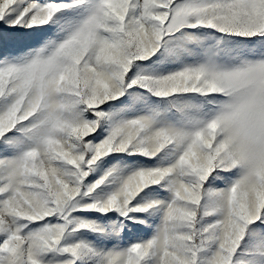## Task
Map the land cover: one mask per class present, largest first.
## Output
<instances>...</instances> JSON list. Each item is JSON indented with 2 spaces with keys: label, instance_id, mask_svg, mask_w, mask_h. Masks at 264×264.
<instances>
[{
  "label": "snow or ice",
  "instance_id": "snow-or-ice-1",
  "mask_svg": "<svg viewBox=\"0 0 264 264\" xmlns=\"http://www.w3.org/2000/svg\"><path fill=\"white\" fill-rule=\"evenodd\" d=\"M0 264H264V0H0Z\"/></svg>",
  "mask_w": 264,
  "mask_h": 264
}]
</instances>
